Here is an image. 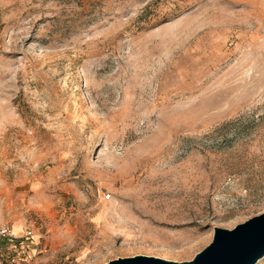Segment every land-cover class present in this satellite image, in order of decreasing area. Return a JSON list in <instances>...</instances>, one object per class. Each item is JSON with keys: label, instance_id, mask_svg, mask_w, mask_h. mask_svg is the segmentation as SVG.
<instances>
[{"label": "rangeland", "instance_id": "374dc122", "mask_svg": "<svg viewBox=\"0 0 264 264\" xmlns=\"http://www.w3.org/2000/svg\"><path fill=\"white\" fill-rule=\"evenodd\" d=\"M263 212L264 0H0V264L189 261Z\"/></svg>", "mask_w": 264, "mask_h": 264}, {"label": "water", "instance_id": "95a60500", "mask_svg": "<svg viewBox=\"0 0 264 264\" xmlns=\"http://www.w3.org/2000/svg\"><path fill=\"white\" fill-rule=\"evenodd\" d=\"M264 256V212L232 229L214 227L212 241L189 261L136 255L104 264H256Z\"/></svg>", "mask_w": 264, "mask_h": 264}, {"label": "built area", "instance_id": "2783aa9c", "mask_svg": "<svg viewBox=\"0 0 264 264\" xmlns=\"http://www.w3.org/2000/svg\"><path fill=\"white\" fill-rule=\"evenodd\" d=\"M7 236H11V229L8 226L0 227V238H5Z\"/></svg>", "mask_w": 264, "mask_h": 264}]
</instances>
